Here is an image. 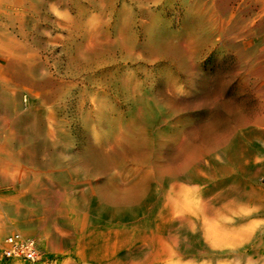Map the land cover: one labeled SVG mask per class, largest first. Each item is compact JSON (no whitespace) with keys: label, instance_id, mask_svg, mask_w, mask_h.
I'll return each mask as SVG.
<instances>
[{"label":"rangeland","instance_id":"1","mask_svg":"<svg viewBox=\"0 0 264 264\" xmlns=\"http://www.w3.org/2000/svg\"><path fill=\"white\" fill-rule=\"evenodd\" d=\"M13 230L40 264H264V0H0Z\"/></svg>","mask_w":264,"mask_h":264},{"label":"built area","instance_id":"2","mask_svg":"<svg viewBox=\"0 0 264 264\" xmlns=\"http://www.w3.org/2000/svg\"><path fill=\"white\" fill-rule=\"evenodd\" d=\"M0 253L10 261L19 260L27 264H40L42 261V253L35 237L19 230H13L2 238Z\"/></svg>","mask_w":264,"mask_h":264},{"label":"bare ground","instance_id":"3","mask_svg":"<svg viewBox=\"0 0 264 264\" xmlns=\"http://www.w3.org/2000/svg\"><path fill=\"white\" fill-rule=\"evenodd\" d=\"M91 159H92V161H94V163L96 162V165H97V167L99 168V167H101V162H102V159H101V157H100V155L99 154H94V153H92V156L90 157ZM98 161H101L100 163L98 162ZM113 194V193H112ZM119 195V194H118ZM126 195H125V193H123L122 192V195L120 196V198H119V200L121 201H126L127 200V198L125 197ZM125 203H127V201L125 202ZM25 234V233H24ZM28 235V234H27ZM2 241V240H1ZM1 243V242H0Z\"/></svg>","mask_w":264,"mask_h":264}]
</instances>
